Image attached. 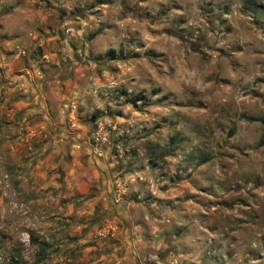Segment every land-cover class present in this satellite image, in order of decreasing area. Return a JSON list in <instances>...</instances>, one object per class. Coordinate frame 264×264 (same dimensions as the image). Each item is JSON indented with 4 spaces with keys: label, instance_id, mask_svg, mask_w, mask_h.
<instances>
[{
    "label": "rangeland",
    "instance_id": "rangeland-1",
    "mask_svg": "<svg viewBox=\"0 0 264 264\" xmlns=\"http://www.w3.org/2000/svg\"><path fill=\"white\" fill-rule=\"evenodd\" d=\"M263 121L264 0H0V264H264Z\"/></svg>",
    "mask_w": 264,
    "mask_h": 264
},
{
    "label": "crops",
    "instance_id": "crops-1",
    "mask_svg": "<svg viewBox=\"0 0 264 264\" xmlns=\"http://www.w3.org/2000/svg\"><path fill=\"white\" fill-rule=\"evenodd\" d=\"M32 186L28 187V188H25L27 190V193H32V189H31Z\"/></svg>",
    "mask_w": 264,
    "mask_h": 264
},
{
    "label": "trees",
    "instance_id": "trees-1",
    "mask_svg": "<svg viewBox=\"0 0 264 264\" xmlns=\"http://www.w3.org/2000/svg\"><path fill=\"white\" fill-rule=\"evenodd\" d=\"M264 122V121H263Z\"/></svg>",
    "mask_w": 264,
    "mask_h": 264
},
{
    "label": "water",
    "instance_id": "water-1",
    "mask_svg": "<svg viewBox=\"0 0 264 264\" xmlns=\"http://www.w3.org/2000/svg\"><path fill=\"white\" fill-rule=\"evenodd\" d=\"M46 78V77H45Z\"/></svg>",
    "mask_w": 264,
    "mask_h": 264
}]
</instances>
